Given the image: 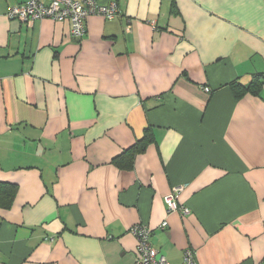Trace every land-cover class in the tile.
Returning <instances> with one entry per match:
<instances>
[{
    "label": "crops",
    "instance_id": "obj_1",
    "mask_svg": "<svg viewBox=\"0 0 264 264\" xmlns=\"http://www.w3.org/2000/svg\"><path fill=\"white\" fill-rule=\"evenodd\" d=\"M116 2L78 42L0 0V264H135L137 224L169 264H264V0Z\"/></svg>",
    "mask_w": 264,
    "mask_h": 264
},
{
    "label": "built area",
    "instance_id": "obj_2",
    "mask_svg": "<svg viewBox=\"0 0 264 264\" xmlns=\"http://www.w3.org/2000/svg\"><path fill=\"white\" fill-rule=\"evenodd\" d=\"M116 0L102 5L95 0H19L15 6L9 9L7 17L26 24H32L42 19H51L55 22L68 23L67 38L80 41L86 35V19L90 16L102 17L105 20H113L118 15ZM209 92L208 88L204 89ZM182 187H174L164 198L165 215L178 213L182 216L189 214V210L179 203V195ZM168 226L166 221L160 225L161 229ZM129 233L137 241V256L135 264H169L158 253L151 243V230L142 224L134 225ZM181 264H197L195 253L190 248L183 251Z\"/></svg>",
    "mask_w": 264,
    "mask_h": 264
},
{
    "label": "trees",
    "instance_id": "obj_3",
    "mask_svg": "<svg viewBox=\"0 0 264 264\" xmlns=\"http://www.w3.org/2000/svg\"><path fill=\"white\" fill-rule=\"evenodd\" d=\"M261 78L264 79V75H262ZM261 85H262V81L259 79V77H256L255 79H253L250 85L243 88V91L240 94H242L243 92H249L253 95H257L260 90ZM240 87L241 86L236 85V83H233L232 88H233L235 95L237 94L238 88ZM150 136H151L150 133L146 131L143 135V138L140 141L135 142V144L130 149L123 151L121 157L124 155H127L128 157V160L124 165L125 167H129V168L132 167L135 156L144 150V148L146 147V144L150 141V138H151ZM118 160H119V157H116L113 159V163L117 166L121 165L120 162H118Z\"/></svg>",
    "mask_w": 264,
    "mask_h": 264
},
{
    "label": "bare ground",
    "instance_id": "obj_4",
    "mask_svg": "<svg viewBox=\"0 0 264 264\" xmlns=\"http://www.w3.org/2000/svg\"><path fill=\"white\" fill-rule=\"evenodd\" d=\"M12 204V203H11Z\"/></svg>",
    "mask_w": 264,
    "mask_h": 264
}]
</instances>
